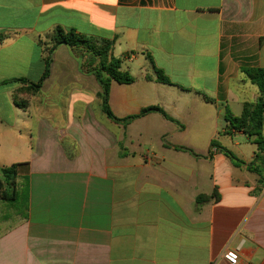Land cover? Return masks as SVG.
I'll return each instance as SVG.
<instances>
[{"label": "crops", "instance_id": "0c3cea01", "mask_svg": "<svg viewBox=\"0 0 264 264\" xmlns=\"http://www.w3.org/2000/svg\"><path fill=\"white\" fill-rule=\"evenodd\" d=\"M57 27L112 42L134 78L110 84L117 119L156 107L171 120L103 118L99 84L65 45L40 89L17 94L41 79L39 41ZM0 32V168L16 165L27 197L0 199V264H229L222 254L236 246L237 264H264V170L246 168L254 137L224 119L258 96L242 70L264 69V0H0ZM183 98L223 110L181 124ZM188 131L193 145L177 143Z\"/></svg>", "mask_w": 264, "mask_h": 264}, {"label": "trees", "instance_id": "16d2710c", "mask_svg": "<svg viewBox=\"0 0 264 264\" xmlns=\"http://www.w3.org/2000/svg\"><path fill=\"white\" fill-rule=\"evenodd\" d=\"M9 38L8 34L0 33V44ZM52 40L54 41V48L60 45H65L70 49L81 48L87 52L94 53L99 57V65L86 68L82 65H79V70L82 73L87 75H93L95 80L100 86V93L97 94L101 103L102 113L110 120L123 122L124 124L137 119L150 111H157L166 119L171 120L165 113L156 107H150L143 109L139 114L129 116L125 119H117L111 112L109 108V88L112 81L131 84L134 82V78L124 71H120L121 60L114 58L111 55L112 42L108 40L98 39L104 43V46L97 49L93 43L97 39L87 37L84 35H78L73 30L64 31L61 28L57 27L52 32ZM45 69L41 79L35 83L30 84L26 90L30 91L31 94H35L41 87L43 80L49 74V65L51 62L50 56L45 57ZM242 72L248 79V81L257 88L258 96L256 100L252 103H244L242 106V111L239 116H232L229 111L225 112V122L227 131L235 130L242 132L247 137H254V143L257 147V152L252 162L246 165L248 170H251L255 173H259L257 168L253 167L257 163L263 167L264 170V139L262 137V131L264 129V69L261 68H248L243 69ZM156 81L163 84H170L169 80L164 76V74L155 69ZM12 82H21L26 83L24 79H14ZM15 104L21 108L26 105V101L15 100ZM213 147H216L215 143H212ZM220 150L229 157L230 161L236 165H244L243 162L239 161L232 153L229 151L220 148ZM193 156H197L194 153L190 152ZM16 165H11L9 167L0 168V199L5 202H22L26 203V191L17 192L16 190ZM216 196V194H213ZM207 197H198L196 202L200 200H207Z\"/></svg>", "mask_w": 264, "mask_h": 264}, {"label": "rangeland", "instance_id": "374dc122", "mask_svg": "<svg viewBox=\"0 0 264 264\" xmlns=\"http://www.w3.org/2000/svg\"><path fill=\"white\" fill-rule=\"evenodd\" d=\"M0 33L8 34L5 32H0ZM39 44L43 46L45 57L50 56V59H51V55L53 51L56 50V48L58 47L57 46L54 48V41L52 40V34L48 35L47 37L39 41ZM93 44L94 46L97 47V49L99 47L104 46V43L98 39ZM67 48L69 50L71 62L76 63L78 66L82 65L86 68H90V67L99 65V61H100L99 57H97L94 53L87 52L81 48H73V49H70L69 47ZM18 92L22 94L26 93L27 95L30 94V91L28 90H25V92L23 90H19L17 91V94H19ZM219 109L223 110V108L219 105L210 106L209 104H205L203 102L198 103V102H195L192 98H183V99L177 100V117L179 118L178 120L180 121L181 124H183L184 122H187L188 121L187 118H189L190 115L194 114L195 112L204 113V112L213 111L214 113H216ZM94 110L96 113H101V116L103 118L105 117L102 111L100 112L97 106H94ZM235 110H236L235 105H230L228 109H226V111H230V112H235ZM263 137H264V131H263ZM193 139H194V136L191 135V131H188L184 134L177 135V143L193 145ZM223 139H225V137H223ZM237 139H238V142L240 143L242 158L248 159L251 155L252 149H254V145L250 144L247 141L246 137L244 136L238 137ZM236 154L238 155V153Z\"/></svg>", "mask_w": 264, "mask_h": 264}, {"label": "built area", "instance_id": "2783aa9c", "mask_svg": "<svg viewBox=\"0 0 264 264\" xmlns=\"http://www.w3.org/2000/svg\"><path fill=\"white\" fill-rule=\"evenodd\" d=\"M238 251H239V246H236L234 249H225L222 256L229 264H237Z\"/></svg>", "mask_w": 264, "mask_h": 264}]
</instances>
